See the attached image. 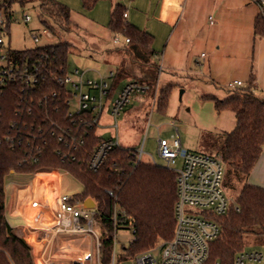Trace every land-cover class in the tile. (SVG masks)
Here are the masks:
<instances>
[{"label":"trees","instance_id":"16d2710c","mask_svg":"<svg viewBox=\"0 0 264 264\" xmlns=\"http://www.w3.org/2000/svg\"><path fill=\"white\" fill-rule=\"evenodd\" d=\"M82 1L85 8H92L98 0ZM27 2H37L41 21L59 41L13 49L14 59L18 62L39 64L41 79L34 90L23 93L21 86L14 84L0 95V264H26L9 243L11 228L6 215L5 180L12 171L31 173L59 169L74 175L82 183V190L77 194L85 199L91 197L97 204L102 264H110L112 260L115 209L119 219L134 229V240L127 249V256L171 239L176 226V172L166 165L144 160L135 164L136 149L120 143L111 149L99 169L88 168L89 157L100 138L96 133V116L91 111L70 115V106L66 102L70 93L61 82L70 71L68 56L73 46L62 31H73L70 27L73 11L58 0H8L5 6L12 11L15 3L25 5ZM125 11L126 6L117 2L109 21L113 33H121L130 41L121 48L126 57L117 67L108 97L114 95L121 80L131 73L128 61L140 67L150 64L154 69L153 80L148 81L149 90L153 89L159 70V65L152 61L153 35L125 22ZM10 20L8 18L4 29H8ZM255 29L264 36L261 12ZM173 87L168 84L161 89L160 110L166 108ZM226 90L229 95L225 98L213 95L202 98L213 100L218 112L229 109L235 113V127L219 133L210 146L215 149L212 152L221 153L226 165L225 189L240 188L235 204L218 216L221 232L211 243L208 264H235L236 255L246 249L245 235L264 234V187L247 181L264 146V96L258 95L251 83ZM8 134L13 138L10 139L12 142L5 140ZM61 135L62 140L59 139ZM37 147L42 148V154L39 161L33 163L29 155ZM126 255L121 254L118 261Z\"/></svg>","mask_w":264,"mask_h":264},{"label":"crops","instance_id":"0c3cea01","mask_svg":"<svg viewBox=\"0 0 264 264\" xmlns=\"http://www.w3.org/2000/svg\"><path fill=\"white\" fill-rule=\"evenodd\" d=\"M58 1L72 9L74 24L72 32L80 33L79 36L83 39L80 46L88 50V56L94 57L100 54L102 61L116 65L115 68L108 69L107 76L92 79H105L112 82L117 67L123 60L115 49L127 44L126 37L121 33H113L109 27L111 12L117 2L126 6L125 22L150 32L154 37L152 61L159 65V70L153 89H148V81L153 80L154 69L151 66L138 69L140 78L124 77L114 91V95L103 98L99 118L106 104L108 103L110 108L112 99L128 80H136L145 87V90L134 93L136 94L134 99L138 105L136 115L139 111L145 112L149 105L158 102L160 91L164 86L185 85L197 91L202 101L199 103V99L197 100L193 92H188V89L183 90L185 96H191L188 99L193 114L201 120V128L216 138L219 133L230 131L235 127V113L229 109L218 112L214 101L203 99V95L225 98L229 95L226 90L227 82L239 79L243 81V86L251 83L255 92L264 96V36L258 34L255 29L260 12L256 0H98L89 11L83 6L82 0ZM116 35L124 37L123 46L108 48L104 45L108 38L112 37L114 40ZM70 41L73 45L77 42L73 39ZM76 69L86 76L85 71ZM111 73L114 75L110 76ZM94 93L98 95V91ZM132 104L133 99L125 109L130 108ZM198 106L206 109L205 114ZM187 110L190 111L191 108ZM136 115L134 118H137ZM171 124L173 125V122ZM116 126L118 130V122ZM177 132L179 133V128ZM145 142L142 145L143 149ZM208 145L211 148V144ZM31 177V180L24 184H17L11 193L6 190V215L11 228L9 243L23 257L26 264H45V257L48 255V252H45L46 244L39 239L40 232L34 228L39 227L44 219L49 220L52 215L44 212V217H40V223L30 219L39 214V210L30 208L28 202L24 201L28 189L23 187L36 185L35 178L32 175ZM247 181L264 187V146ZM20 187L21 190H19ZM44 187L46 189V186ZM9 215L20 216L23 218V223H12ZM56 241L60 244L66 242L75 246L76 257L73 255L74 252L68 254L71 262L82 255L84 250L90 248L88 237L60 235ZM57 242L50 248L53 257L58 264H66L63 260V257H66L56 247Z\"/></svg>","mask_w":264,"mask_h":264},{"label":"built area","instance_id":"2783aa9c","mask_svg":"<svg viewBox=\"0 0 264 264\" xmlns=\"http://www.w3.org/2000/svg\"><path fill=\"white\" fill-rule=\"evenodd\" d=\"M8 0H0V95L10 85L19 84L22 92L34 90L41 79L39 64L29 61L18 62L14 59L13 48L6 43L4 34L8 18L11 19L12 11L7 10L5 4ZM260 12L264 15V0H256ZM125 18L127 12H124ZM25 22L31 20L29 13H24ZM127 22V21H126ZM41 35L47 38L55 37V33L44 27ZM35 42L40 40L39 34H33ZM120 37L116 35L114 42L118 43ZM126 42L130 39L127 37ZM114 74L111 73L110 76ZM62 85L67 88L70 97L66 100L70 106V115L79 112L91 111L99 121V110L102 106L103 98L108 97L111 82L105 79L86 78L84 73L76 69L69 71L61 79ZM243 81L236 79L227 82V87L235 89L243 86ZM145 90V87L136 80H128L117 92L110 103L111 114L117 118L131 102V97L136 92ZM98 91V95L94 93ZM76 108L72 109L73 103ZM31 109V107H29ZM30 112L32 111L29 110ZM13 125H16L14 122ZM5 140L12 142L9 134L5 135ZM59 139H64L63 135ZM119 144L118 139L100 137L92 154L88 160V168L99 169L107 158L111 149ZM143 146L136 150V161L143 160ZM42 154V148L29 155L30 161L36 163ZM158 154L165 161L166 166L177 174L176 190L177 202L175 206L176 226L171 239L161 242L147 250L127 256V249L134 240V229L124 224L118 210L115 209L113 215V250L110 264H208L211 254V243L221 232V225L218 216L226 213L231 204L224 187L226 165L219 152H198L192 151L182 145L180 137H177L172 144L160 138L158 140ZM180 161L179 167L173 164ZM156 163L153 159L151 161ZM35 178L36 185H27L28 193L24 201L28 202L30 208L39 210V214L31 217L34 222L40 223V217L44 212L51 213V218L41 222L40 226L34 228L39 231V239L46 244L45 264H58L54 259L52 250L53 243H56L58 236H81L89 237L93 235L96 243V253L90 248L83 251L82 255L74 259L73 262L83 264L85 261L96 257L100 262V248L102 241L100 238L101 225L98 220L97 204L95 207L86 205V199L77 193L69 194L63 191V176L66 172L54 170H39L30 173ZM55 176L49 183L50 188L44 191L40 186L44 179L37 181L39 176ZM41 183V184H40ZM45 183V182H44ZM46 186V184H45ZM22 188L20 187L19 190ZM112 194V191H110ZM52 194V196L50 195ZM96 202V201H95ZM46 214V213H45ZM44 217V216H43ZM131 231L132 240L128 246L118 239L120 231ZM58 243V242H57ZM120 244V245H119ZM60 251L70 254L75 251V246L70 243L56 244ZM121 254L126 255L124 259L118 261ZM264 262V252L257 249H245L238 253L235 264H262ZM218 264V263H217Z\"/></svg>","mask_w":264,"mask_h":264},{"label":"rangeland","instance_id":"374dc122","mask_svg":"<svg viewBox=\"0 0 264 264\" xmlns=\"http://www.w3.org/2000/svg\"><path fill=\"white\" fill-rule=\"evenodd\" d=\"M83 2V1H82ZM84 6V4H83ZM85 7V6H84ZM88 11L92 8H86ZM12 17L9 23L8 29H6L3 35L6 43L10 45L13 49H26L34 47L36 45H45L50 43H56L59 38L55 36L53 39H49L44 35H41L42 29L45 27L44 23L40 19V10L37 2H27L25 5L15 3L12 7ZM24 13H29L31 15V20L25 22L23 19ZM78 21V18L75 17ZM73 20L70 23V27L74 30ZM56 28H59L55 26ZM83 29H85L83 27ZM33 34H39L40 40L35 42L33 39ZM65 38L70 40H76L79 43H74L72 46V51L68 56L69 69L74 71L75 68H80L85 71L86 78H100V76H107L109 68H115V64H111L102 61L101 55L94 57H89L87 54V49L82 48L80 43L83 39L79 36V32H65L62 31ZM82 34V33H81ZM124 37L120 36V41L115 43L112 37L106 40L105 44L109 47H120L123 46ZM104 46V48L106 47ZM117 53L123 58L125 52L123 49L118 48ZM114 53V51L112 52ZM129 59V58H127ZM128 69L130 74L128 76L140 78V71L143 67H150L151 65L139 66L136 64H130L128 61ZM111 82V80H110ZM188 89V90H187ZM191 91L197 97V100L202 103L201 99L198 97L197 91H193L187 88L185 85L176 86L172 88L168 104L164 110L159 109L158 102L148 106L146 111L141 113L139 111L138 115L136 109L138 108L137 102L133 94L131 99H133V104L130 108L125 109L120 116L115 118L110 111L109 104L107 103L104 112L99 118V123L96 128V133L102 137H113L118 139L119 143L125 147H133L136 150H140L143 143L145 142V152L142 156L144 161H156L157 164L166 165L165 161L158 154V138L168 141L170 144L179 137L182 140V144L185 147L196 150L198 152H212L215 149L209 148L210 144L215 137L207 130L201 128L199 119L193 114L192 106L188 98L191 96H185V91ZM187 92V93H188ZM76 103H73L72 109L76 108ZM202 105V104H200ZM201 108L200 106H198ZM187 108H191L190 111ZM203 114H205L206 109H202ZM134 115H136L134 118ZM118 122V130L116 123ZM173 122V125L171 124ZM179 128V133L177 132ZM118 133V134H117ZM180 161L173 164V167H179ZM31 175L23 172L12 171L6 176V190L11 193L17 184H24L25 182L31 180ZM240 186L236 189L231 190L226 188V193L229 198L230 204H235L238 190ZM82 190V183L72 174L66 173L63 176V191L69 194L78 193ZM89 205H93L92 202H88ZM9 220L12 223H23V218L14 217L9 215ZM74 236V235H73ZM133 234L131 231H120L118 239L120 244L123 242L128 246L132 240ZM90 243V249L93 253H96V243L93 235L88 237ZM246 249H257L264 252V234L258 235L256 233H247L245 235ZM87 242V244H89ZM26 244V243H25ZM119 244V245H120ZM27 248L28 245H26ZM66 258L63 260L66 264H71V258L64 251L61 252ZM76 252L74 256L76 257ZM25 261V260H24ZM26 262V261H25ZM40 262V261H39ZM41 264V263H40ZM83 264H98L96 257L92 260L85 261ZM264 264V262L262 263Z\"/></svg>","mask_w":264,"mask_h":264},{"label":"bare ground","instance_id":"6f19581e","mask_svg":"<svg viewBox=\"0 0 264 264\" xmlns=\"http://www.w3.org/2000/svg\"><path fill=\"white\" fill-rule=\"evenodd\" d=\"M54 177H55V176H54ZM54 177H53V176H42V175H41V176L38 177L37 181H41V179H44V182H45V183H44V182H43V184L40 183V184H41L40 187H41L42 189H44V188H45L44 186H45V184H46V189H44V191H46V190H47V186H48V188H50L49 183H50V181H51ZM41 182H42V181H41ZM50 195L52 196V194H50Z\"/></svg>","mask_w":264,"mask_h":264},{"label":"water","instance_id":"95a60500","mask_svg":"<svg viewBox=\"0 0 264 264\" xmlns=\"http://www.w3.org/2000/svg\"><path fill=\"white\" fill-rule=\"evenodd\" d=\"M85 202H86V205H89L88 202H92L93 205H90V206H92V207L96 206L95 200L93 198H91V197H87Z\"/></svg>","mask_w":264,"mask_h":264}]
</instances>
